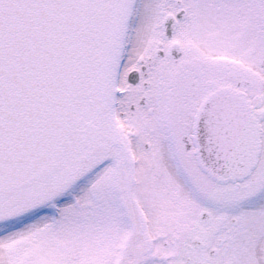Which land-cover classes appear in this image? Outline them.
I'll return each instance as SVG.
<instances>
[{
	"label": "snow or ice",
	"instance_id": "6c2138e0",
	"mask_svg": "<svg viewBox=\"0 0 264 264\" xmlns=\"http://www.w3.org/2000/svg\"><path fill=\"white\" fill-rule=\"evenodd\" d=\"M0 264H264V0H0Z\"/></svg>",
	"mask_w": 264,
	"mask_h": 264
}]
</instances>
